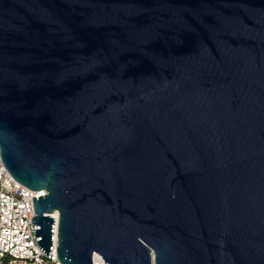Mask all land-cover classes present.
Instances as JSON below:
<instances>
[{
  "label": "water",
  "instance_id": "1",
  "mask_svg": "<svg viewBox=\"0 0 264 264\" xmlns=\"http://www.w3.org/2000/svg\"><path fill=\"white\" fill-rule=\"evenodd\" d=\"M0 162L60 264H264V0H0Z\"/></svg>",
  "mask_w": 264,
  "mask_h": 264
},
{
  "label": "built area",
  "instance_id": "2",
  "mask_svg": "<svg viewBox=\"0 0 264 264\" xmlns=\"http://www.w3.org/2000/svg\"><path fill=\"white\" fill-rule=\"evenodd\" d=\"M44 194V190L32 192L13 182L0 162V264H60L52 229L51 247L46 255L36 246L37 238L32 232L35 225L30 223L34 216L31 197L36 199ZM53 215L54 212L49 214L54 220ZM91 264L103 261L92 252Z\"/></svg>",
  "mask_w": 264,
  "mask_h": 264
},
{
  "label": "bare ground",
  "instance_id": "3",
  "mask_svg": "<svg viewBox=\"0 0 264 264\" xmlns=\"http://www.w3.org/2000/svg\"><path fill=\"white\" fill-rule=\"evenodd\" d=\"M53 216H54V220H55V219H56V214L54 213V215H53Z\"/></svg>",
  "mask_w": 264,
  "mask_h": 264
}]
</instances>
